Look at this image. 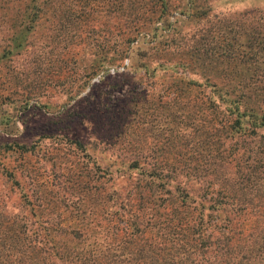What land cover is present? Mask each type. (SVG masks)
<instances>
[{"label": "trees", "instance_id": "trees-1", "mask_svg": "<svg viewBox=\"0 0 264 264\" xmlns=\"http://www.w3.org/2000/svg\"><path fill=\"white\" fill-rule=\"evenodd\" d=\"M205 10L199 0H184L174 18L171 0H0L8 134L19 132L16 118L26 127L48 109L31 102L37 89L4 108L20 81L77 74V62L83 86H70V99L126 59L130 77L115 76L127 81L160 79L168 66L199 76L171 75L168 100L152 91L104 106L96 129L119 145L112 158L92 160L78 136L67 138L69 152L45 151L43 166L32 158L38 142L0 144L4 184L20 202L0 214L2 264H264V9L183 43V27L204 22ZM33 40L36 64L24 80L14 60ZM56 117L73 127L84 115L77 103Z\"/></svg>", "mask_w": 264, "mask_h": 264}, {"label": "rangeland", "instance_id": "rangeland-1", "mask_svg": "<svg viewBox=\"0 0 264 264\" xmlns=\"http://www.w3.org/2000/svg\"><path fill=\"white\" fill-rule=\"evenodd\" d=\"M200 4L204 5L205 11L207 12L206 19L202 23L196 21L189 22L183 27L182 35L185 38L183 43L187 42L192 35L198 34L202 29L212 28L213 25L222 19H239L247 14H250L251 10H261L264 9V0H199ZM184 0H171V6L173 7L174 15L179 16V10L183 7ZM172 18V19H173ZM98 32H96L97 34ZM101 35V34H100ZM38 38H35V41ZM33 40V43L35 44ZM39 44H35L32 50L26 51L23 55L14 60L13 69L18 73L24 80V74H27L31 68L36 64L35 52L38 51ZM158 63H163L165 61L156 60ZM80 66L75 67L74 71L77 74L69 75L68 70H63V72L57 77H49L43 81V84L39 86L26 88L25 81H20L17 88L18 90L12 93V97L5 100L3 103L4 108H9L12 110V106L20 100L21 92L23 90L37 89V93H33L31 96L32 103H38L48 105V109L42 108L36 114H34L30 120H28L26 127H23L16 118V126L19 129L17 133H6L0 129V144H7L18 142L21 144H26L28 146L33 143H39L40 149H37L35 157L32 158L41 159L40 164L43 166L47 161L48 155L45 151L54 152L55 149L61 148L65 152H69L68 146L65 144L68 141L67 138H74L78 136L90 147L92 160L101 159L103 156L112 158V154L119 150V145H115L111 140L102 139L96 129V125L101 123L100 118L104 116L102 111L104 106H108L113 102H118L120 107H123L125 102L122 100H129L131 96H135L136 93H141L143 96H150L152 91L160 92L162 94V99L168 100L172 95L166 97L162 90L167 82L171 81L172 76H179L186 79H197L199 76L196 74H191L188 71L182 69L177 70L171 74L169 64L166 63L169 69L166 72H160V79L148 78L144 79L141 83H136L132 81H127L128 76H115V74H127L130 77L128 66V59L124 61V67H117V69H108L110 77H106L105 81L100 83V77L102 74L96 78L91 79L87 87L83 89L74 99H70L67 92L70 86H78L83 82L79 79L81 74L82 63L77 62ZM157 64V63H156ZM77 68V69H76ZM9 69H5L8 72ZM159 71L157 72V75ZM143 73H141L142 75ZM28 80V79H27ZM159 80V81H158ZM132 82V83H130ZM29 84V83H28ZM96 86V87H95ZM92 91V92H91ZM150 99V98H149ZM79 101V102H78ZM78 103L83 110L84 117L81 123H74L73 127H67L64 123L58 121L56 115L65 108H71L73 105ZM119 106V105H118ZM45 107V106H44ZM77 107V106H76ZM19 115V114H18ZM133 116V115H131ZM139 118V114H137ZM102 119V118H101ZM48 137V138H47ZM77 152V151H76ZM3 160L0 159V162ZM10 184H4V177L2 175V168L0 164V214L2 211L6 212V207L19 212L20 202H17L15 198L16 189L14 192L11 190ZM12 192V193H11ZM0 264H2L0 262Z\"/></svg>", "mask_w": 264, "mask_h": 264}]
</instances>
